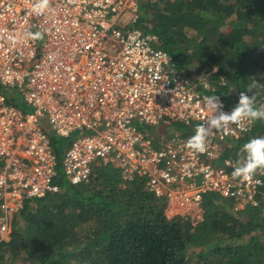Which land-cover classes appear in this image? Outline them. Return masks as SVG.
<instances>
[{
  "label": "built area",
  "instance_id": "2783aa9c",
  "mask_svg": "<svg viewBox=\"0 0 264 264\" xmlns=\"http://www.w3.org/2000/svg\"><path fill=\"white\" fill-rule=\"evenodd\" d=\"M38 3L0 0V85L19 89L30 106L25 112L0 91V240L8 239L25 200L60 190L44 117L61 138L80 132L63 150L71 184L87 182L94 166L111 164L124 179L143 176L147 190L164 200L167 218L192 223L202 220L207 193L232 201L235 211L259 205L261 171L252 183L233 179L241 157H222L253 121L214 130L202 154L185 147L195 129L156 136L141 128H196L210 115L203 97L211 94H199L208 83L186 77L167 51L153 46L159 40L141 28L139 0H48L43 11ZM137 31L145 41L140 47L129 41ZM37 32L42 38L33 39ZM114 40L120 48L109 54ZM221 101L226 113L234 107Z\"/></svg>",
  "mask_w": 264,
  "mask_h": 264
},
{
  "label": "trees",
  "instance_id": "16d2710c",
  "mask_svg": "<svg viewBox=\"0 0 264 264\" xmlns=\"http://www.w3.org/2000/svg\"><path fill=\"white\" fill-rule=\"evenodd\" d=\"M139 1L141 28L158 37L180 71H202L207 93L236 105L251 77L264 84V0ZM253 92L256 107L264 104V90ZM5 94L20 107L13 91ZM260 136L264 120L253 121L222 157L234 147L242 157L243 145ZM50 139L58 151L70 142L62 148L61 137ZM56 179L58 192L25 200L15 214L0 240V264H264V183L259 205L239 211L205 194L203 218L192 223L167 218L143 176L124 179L111 164L94 166L87 182L65 185L59 172Z\"/></svg>",
  "mask_w": 264,
  "mask_h": 264
},
{
  "label": "clouds",
  "instance_id": "9594fccd",
  "mask_svg": "<svg viewBox=\"0 0 264 264\" xmlns=\"http://www.w3.org/2000/svg\"><path fill=\"white\" fill-rule=\"evenodd\" d=\"M48 4V0H39L36 5L37 11H43ZM141 33L135 32L129 36V41L136 44L137 47L144 44L145 41L139 40ZM42 38L41 33L37 32L33 39ZM155 39V37H152ZM252 82L246 87V90L238 93V102L230 112L222 111L223 104L218 95L204 96V108L210 115L205 117V123L196 126L194 135H192L185 144V147L193 153L206 152L207 137L213 134L214 130H228L230 125H241L244 121L264 120V104L256 107V95L253 89L260 87L264 90V84H260L255 77H251ZM208 87L207 84L204 85ZM243 130V129H242ZM242 157L237 161L232 171L233 179L252 183L253 177L260 170L264 174V136L251 138L241 149ZM231 165V162H226ZM257 185L262 181L256 180Z\"/></svg>",
  "mask_w": 264,
  "mask_h": 264
},
{
  "label": "rangeland",
  "instance_id": "374dc122",
  "mask_svg": "<svg viewBox=\"0 0 264 264\" xmlns=\"http://www.w3.org/2000/svg\"><path fill=\"white\" fill-rule=\"evenodd\" d=\"M144 2H147V0H144ZM153 46L161 48V46L159 44H156V45H153ZM119 48H120L119 44L115 40L112 41L111 45H110L109 54H115ZM184 75L186 77L190 76L193 79H197V76H199L200 77V81H203V78H202L203 77V73H202V71H196L195 69H192L188 74L184 73ZM0 87H1V85H0ZM12 91L14 92L16 100L18 102H21V96L19 95V89H15V90H12ZM210 91H211V86H210V88L207 89V88H203L201 84L199 85V89H197V92L199 94H202L204 92H210ZM4 93H7V90H5ZM226 101H227V99H226ZM227 105H228V103H227ZM228 106H235V105H234V103H231ZM20 107L25 112H28L30 110V106L25 104V103H23V102L20 103ZM41 125L44 128V131L49 135V137H51L52 139H57V140L59 138V140H60V137L55 133V130L49 124V122L47 121L46 117H44L43 120H41ZM179 126H181L179 123H173L171 127H173V128L175 127L174 129L176 130V129H180ZM191 126H192L193 129H195V124L191 123ZM141 128L145 132H148L149 134H154L156 136H159V135H162V134L168 135V134L171 133V131H169L170 129L162 130V127L159 128L158 126H145V125L142 126L141 125ZM186 128H187V126L184 125L183 129L186 130ZM175 132H183V131L182 130H176ZM79 135H80V132L78 130H75V131H73V133L70 135L69 138H61L62 142L59 143V144L63 148L65 141H67V140L72 141L74 138H76ZM51 144H52V147H53L54 144L53 143H51ZM232 144L233 145L237 144V142L234 139H232ZM56 147H59V146L55 145V147H53V153L56 155V161L58 162L57 170L60 173L61 177L63 176L64 184L68 185L69 181L65 178V176L63 174V167H62V158H63L64 151H62V150L58 151V149ZM59 148H61V147H59ZM63 149H65V147ZM232 153H233L234 156L239 157V152H238V150L235 147L233 148ZM261 196H262V194H259L257 196L259 201L261 199Z\"/></svg>",
  "mask_w": 264,
  "mask_h": 264
}]
</instances>
